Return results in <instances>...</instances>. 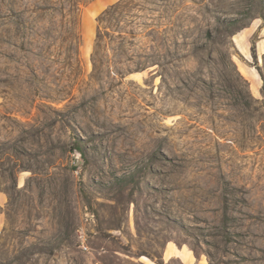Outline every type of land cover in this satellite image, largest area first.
Listing matches in <instances>:
<instances>
[{"label":"rangeland","instance_id":"1","mask_svg":"<svg viewBox=\"0 0 264 264\" xmlns=\"http://www.w3.org/2000/svg\"><path fill=\"white\" fill-rule=\"evenodd\" d=\"M167 244L264 264V0H0V264Z\"/></svg>","mask_w":264,"mask_h":264},{"label":"crops","instance_id":"2","mask_svg":"<svg viewBox=\"0 0 264 264\" xmlns=\"http://www.w3.org/2000/svg\"><path fill=\"white\" fill-rule=\"evenodd\" d=\"M173 259H177L180 264H208L205 260L197 258L189 249L185 247H176L174 245H165L161 260L168 263ZM98 264V263H95ZM150 264H154L150 262Z\"/></svg>","mask_w":264,"mask_h":264},{"label":"bare ground","instance_id":"3","mask_svg":"<svg viewBox=\"0 0 264 264\" xmlns=\"http://www.w3.org/2000/svg\"><path fill=\"white\" fill-rule=\"evenodd\" d=\"M240 71H243L242 68H240ZM155 141V136L150 132V130H146L143 134L142 139L139 141L138 149L140 148L141 150H138V154L140 155L145 150L151 148L154 145Z\"/></svg>","mask_w":264,"mask_h":264},{"label":"built area","instance_id":"4","mask_svg":"<svg viewBox=\"0 0 264 264\" xmlns=\"http://www.w3.org/2000/svg\"><path fill=\"white\" fill-rule=\"evenodd\" d=\"M82 248H83L84 250H87L88 247H86L85 245H82Z\"/></svg>","mask_w":264,"mask_h":264},{"label":"trees","instance_id":"5","mask_svg":"<svg viewBox=\"0 0 264 264\" xmlns=\"http://www.w3.org/2000/svg\"><path fill=\"white\" fill-rule=\"evenodd\" d=\"M158 264H163L162 261H159Z\"/></svg>","mask_w":264,"mask_h":264}]
</instances>
